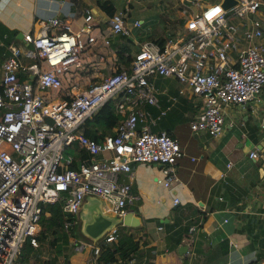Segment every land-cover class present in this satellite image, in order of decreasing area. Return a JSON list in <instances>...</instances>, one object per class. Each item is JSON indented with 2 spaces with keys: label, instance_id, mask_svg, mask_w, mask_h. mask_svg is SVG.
I'll list each match as a JSON object with an SVG mask.
<instances>
[{
  "label": "built area",
  "instance_id": "2783aa9c",
  "mask_svg": "<svg viewBox=\"0 0 264 264\" xmlns=\"http://www.w3.org/2000/svg\"><path fill=\"white\" fill-rule=\"evenodd\" d=\"M173 1L175 23L165 24L160 36L138 41L128 66L83 88L72 78L83 53L97 39L108 45L110 37L128 38L140 26L137 20L125 22V10L106 20L104 36L90 9L83 8L75 31L53 16L40 22L37 33L23 34L22 51L7 45L0 59V264H19L25 242L37 245L38 221L47 203L59 202L65 216L74 217L82 197L90 194L105 200L112 214L129 212L138 199L131 190L134 163L159 164L164 175L156 182L167 190L180 184L178 142L151 126L185 89L200 101L189 129L212 138L221 134L226 107L247 104L264 89V20L256 15L264 0H235L227 9L221 0ZM22 56L33 61L25 65ZM167 77L178 88L175 96L166 95L161 108L154 84ZM107 101L120 116L113 134L87 137L83 123ZM145 105L158 115L152 117ZM259 129L264 135V123ZM253 155L249 151L248 157ZM230 165L226 162L225 168ZM68 225L63 223L64 231ZM117 237L113 228L96 245L79 238L71 243L76 252L88 248L94 262L99 245L115 243Z\"/></svg>",
  "mask_w": 264,
  "mask_h": 264
},
{
  "label": "crops",
  "instance_id": "0c3cea01",
  "mask_svg": "<svg viewBox=\"0 0 264 264\" xmlns=\"http://www.w3.org/2000/svg\"><path fill=\"white\" fill-rule=\"evenodd\" d=\"M170 1L0 0V59L6 55L10 43L22 51L23 34L37 33L40 22L47 18L55 16L62 25L77 30L83 8L90 9L92 21L104 36L110 16L100 5L109 2L114 12L125 10L124 20L128 25L137 20L140 26L132 28L128 38L110 37L108 45L97 39L83 53L81 67L72 74L73 80L83 88L125 66L126 55L131 57L138 41L147 40L145 37L149 35L160 36L163 24L169 25L176 18L172 11L165 14ZM256 15L264 20V7ZM261 41L264 44V31ZM30 61L33 60L22 59L25 65ZM154 87L163 108L167 104L166 95H176L178 83L167 77L159 79ZM245 105V109L242 105L226 107L221 134L212 138L205 132L189 129V121L199 111V99L189 96L187 89L184 95H177L174 105L156 120L151 130H165L176 138L181 156L175 162V173L180 184L171 190L158 184L156 180L164 175L159 164L131 165V190L138 199L128 208L139 225L117 227L115 243L106 245L114 247L128 238L125 245L132 251L129 259L114 256L112 262L264 264V135L259 129V124L264 123V89ZM143 109L152 117L158 115L153 106L145 105ZM249 151L254 152L252 158L248 157ZM226 162L231 163L229 168H225ZM174 197L178 199L175 205ZM181 246L186 250L179 252ZM69 263L99 264V260L93 262L86 248L75 252Z\"/></svg>",
  "mask_w": 264,
  "mask_h": 264
},
{
  "label": "trees",
  "instance_id": "16d2710c",
  "mask_svg": "<svg viewBox=\"0 0 264 264\" xmlns=\"http://www.w3.org/2000/svg\"><path fill=\"white\" fill-rule=\"evenodd\" d=\"M101 9L111 16L115 11L114 7L111 6V3L104 2L100 5ZM153 38L152 35H149L145 39ZM121 56V55H119ZM130 56L126 55V59L123 61L125 66H128ZM117 70V68H116ZM120 119L118 114L113 112V103L112 101H107L102 107L95 113L92 120H87L83 123L82 130L83 133L89 138L101 137L105 134H113L111 129L115 126ZM101 127L100 129H97ZM65 221L69 222L67 230H63V223ZM39 231L35 236L37 244L42 240H47L48 245L53 248L55 255L62 254L65 245L68 243L69 238H77L75 233L76 222L73 216H65L61 210V204L59 202L47 203L42 206V212L38 221ZM118 230V228H116ZM187 228H184V230ZM59 238H62L59 240ZM129 239L116 243L114 247H110L106 244H100V252L98 260L101 262L111 261L114 259V256H118L122 259H129V252L132 251L131 247H126V243ZM130 245V244H128ZM37 246V245H36ZM35 246V247H36ZM124 249L122 250V247ZM35 253V248L29 243L25 242L22 246L19 254L17 255V261L19 264H27L30 255ZM65 264H69L68 260Z\"/></svg>",
  "mask_w": 264,
  "mask_h": 264
},
{
  "label": "water",
  "instance_id": "95a60500",
  "mask_svg": "<svg viewBox=\"0 0 264 264\" xmlns=\"http://www.w3.org/2000/svg\"><path fill=\"white\" fill-rule=\"evenodd\" d=\"M235 0H221L220 5L227 9ZM243 109L246 105H242ZM175 207V206H173ZM108 203L96 196L86 194L77 207L74 219L75 233L88 245L98 244L102 238L113 228L125 225L135 227L139 225L138 219L129 211L123 215H115L107 210ZM186 247H179L178 251H185Z\"/></svg>",
  "mask_w": 264,
  "mask_h": 264
},
{
  "label": "rangeland",
  "instance_id": "374dc122",
  "mask_svg": "<svg viewBox=\"0 0 264 264\" xmlns=\"http://www.w3.org/2000/svg\"><path fill=\"white\" fill-rule=\"evenodd\" d=\"M207 1V0H206ZM177 5L174 3L173 0H171L168 4V10L167 7H165V14H167V11H171L172 13L175 11L177 14ZM177 20V15L173 23H175ZM163 23H161L162 25ZM164 27V24H163ZM159 31H157L158 33ZM146 38V37H145ZM143 39V38H142ZM109 212V211H108ZM77 238L81 239V237ZM62 238H59V240ZM82 240V239H81ZM35 248V253L33 255L31 254L29 257V260L27 264H65V260L69 262V259L71 260L73 257V254L76 252L74 250V247L71 243V238H69L68 243L65 245V248L60 255H55V252L53 248H51L48 245L47 240L40 241ZM70 264V263H69Z\"/></svg>",
  "mask_w": 264,
  "mask_h": 264
},
{
  "label": "snow or ice",
  "instance_id": "6c2138e0",
  "mask_svg": "<svg viewBox=\"0 0 264 264\" xmlns=\"http://www.w3.org/2000/svg\"><path fill=\"white\" fill-rule=\"evenodd\" d=\"M212 14H214V13H210L209 15H212Z\"/></svg>",
  "mask_w": 264,
  "mask_h": 264
},
{
  "label": "clouds",
  "instance_id": "9594fccd",
  "mask_svg": "<svg viewBox=\"0 0 264 264\" xmlns=\"http://www.w3.org/2000/svg\"><path fill=\"white\" fill-rule=\"evenodd\" d=\"M217 11H219V9H217Z\"/></svg>",
  "mask_w": 264,
  "mask_h": 264
}]
</instances>
